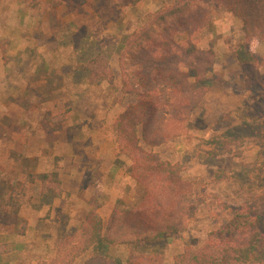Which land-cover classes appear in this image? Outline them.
<instances>
[{
	"label": "rangeland",
	"instance_id": "rangeland-1",
	"mask_svg": "<svg viewBox=\"0 0 264 264\" xmlns=\"http://www.w3.org/2000/svg\"><path fill=\"white\" fill-rule=\"evenodd\" d=\"M176 1L0 0V264L49 262L55 240L92 209L106 222L140 200L131 162L117 153L115 122L135 100L125 43ZM198 38L215 56L199 78L205 97L185 134L151 148L195 183L199 202L188 232L161 245L167 264L235 212L264 215V40L224 6ZM106 252L95 247L74 264L129 256Z\"/></svg>",
	"mask_w": 264,
	"mask_h": 264
},
{
	"label": "trees",
	"instance_id": "trees-1",
	"mask_svg": "<svg viewBox=\"0 0 264 264\" xmlns=\"http://www.w3.org/2000/svg\"><path fill=\"white\" fill-rule=\"evenodd\" d=\"M222 6L243 22L248 37L264 40V0H177L148 15L149 23L129 37L124 85L135 100L117 118L115 129L117 153L131 162L140 200L116 208L106 222L92 209L73 235L55 240L54 257L42 264H74L95 247L100 252L128 249L125 262L106 252V264H167L161 245L188 232L199 202L192 199L195 183L151 148L185 134L202 103L206 88L199 78L211 71L215 56L195 43ZM173 264H264V215L252 208L235 212L202 243L187 241Z\"/></svg>",
	"mask_w": 264,
	"mask_h": 264
}]
</instances>
